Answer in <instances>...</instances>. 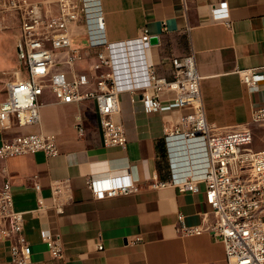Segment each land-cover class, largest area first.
<instances>
[{
	"label": "crops",
	"instance_id": "1",
	"mask_svg": "<svg viewBox=\"0 0 264 264\" xmlns=\"http://www.w3.org/2000/svg\"><path fill=\"white\" fill-rule=\"evenodd\" d=\"M38 3L44 16L60 12V0ZM226 1L229 19L214 20L212 6ZM0 0V102L8 82L28 76L20 42V13ZM104 16L108 53L113 63L119 110L113 116L123 126L126 145L105 147L93 100L59 103L50 77L63 74L71 81L92 76L96 49L88 47L85 19L70 26L73 46L83 55L73 63L66 50L52 53L53 64L39 96V122L0 130V145L17 135H54L58 155L41 152L0 159V185L8 180L13 209L22 213L23 233L30 246L29 264H225L224 246L205 230L185 235L182 227H206L215 222L205 201V185L198 192H179L173 185L152 189L158 181L202 176L205 149L198 140H166L163 128L187 113L173 91L160 93V108L147 113L139 94L148 86L147 65L158 76L172 79L174 58L193 52L200 80L205 119L217 133L243 128L252 133V149L264 150V122L252 123V111L264 104V83L250 92L237 70L264 66V0H99ZM146 31V35L145 32ZM4 84V85H3ZM89 78L81 92L95 91ZM135 94H134V93ZM135 96H134V95ZM138 97V98H137ZM80 116L84 134L78 135ZM128 175L139 191L113 198L95 195L89 178ZM63 182L54 209L51 187ZM38 185L39 189H36ZM42 202V205L39 203ZM182 216L181 223L178 216ZM59 235L62 259H53L41 232ZM12 240L0 241V264L10 261ZM103 246L102 250L97 245Z\"/></svg>",
	"mask_w": 264,
	"mask_h": 264
},
{
	"label": "built area",
	"instance_id": "2",
	"mask_svg": "<svg viewBox=\"0 0 264 264\" xmlns=\"http://www.w3.org/2000/svg\"><path fill=\"white\" fill-rule=\"evenodd\" d=\"M7 7L20 13V42L28 76L6 83L7 96L0 102V130L10 129L12 117L19 126L39 122L38 98L53 64V51L66 50L69 63L83 57L70 37L71 24L82 17L87 27L88 47L96 49L92 76L80 75L68 81L61 73L53 74L49 85L59 103L93 100L103 145L124 148V128L113 119L119 110V90L107 51L104 16L99 0H60V12L56 16H44L39 4L29 0H8ZM211 14L214 20L228 23L227 2L212 6ZM144 33L146 35V31ZM172 65L174 72L169 80L158 76L151 63L147 65L149 83L139 94V100L144 110L152 113L160 108V93L165 90L174 92L175 104L188 111L177 123L164 126V138L201 142L206 155L205 171L202 176H189L182 180L158 181L153 178L148 187L156 189L171 184L179 192H198V183H204L205 201L212 209L215 222L206 227H182L181 230L185 235L209 231L224 246L225 264H264V150L252 149V133L248 128L217 133L207 123L200 90L201 77L193 52L174 58ZM237 73L250 92L258 91L260 84L264 83V66L237 70ZM89 78L94 79L96 90L83 93L80 87L87 85ZM76 120V130L82 136L84 129L80 116ZM250 121L264 122V104L252 111ZM37 152L47 157L58 155L56 137L40 133L23 134L0 145V159ZM87 185L93 194L108 198L127 196L140 190L127 174L89 178ZM63 187V182H55L51 187L53 207L58 214L63 212L64 204L59 201ZM36 189H39L38 185ZM39 203L42 205V202ZM178 221L181 223V215ZM41 238L53 259L63 258L59 235L53 236L48 230H43ZM5 240H12L7 264H29L31 249L23 233V216L13 209L8 180L0 185V241ZM102 248L101 244L97 245L98 250Z\"/></svg>",
	"mask_w": 264,
	"mask_h": 264
},
{
	"label": "rangeland",
	"instance_id": "3",
	"mask_svg": "<svg viewBox=\"0 0 264 264\" xmlns=\"http://www.w3.org/2000/svg\"><path fill=\"white\" fill-rule=\"evenodd\" d=\"M13 72H15V71H13ZM13 72L6 73L5 75H0V77H4V78L8 79V81H10V80H12ZM0 85H1V83H0Z\"/></svg>",
	"mask_w": 264,
	"mask_h": 264
}]
</instances>
